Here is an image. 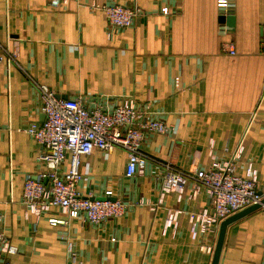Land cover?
<instances>
[{
  "label": "crops",
  "instance_id": "1",
  "mask_svg": "<svg viewBox=\"0 0 264 264\" xmlns=\"http://www.w3.org/2000/svg\"><path fill=\"white\" fill-rule=\"evenodd\" d=\"M91 3L0 0V44L15 56L13 65L0 63V218L17 249L0 252V264H72L69 241L83 264H212L217 237L196 222L211 214L210 199L190 183L162 194L160 165L197 171L231 162L240 177L251 167L264 198V0H229L228 13L217 0H97L138 9L124 29ZM32 81L87 109L129 101L140 123L170 128L145 135L141 150L152 162L131 178L122 150L80 157V197L111 192L142 205L96 226L56 207L35 215L21 203L26 176L46 171L43 149L24 132L44 121ZM69 162L67 154L60 173ZM218 264H264L262 209L227 227Z\"/></svg>",
  "mask_w": 264,
  "mask_h": 264
},
{
  "label": "built area",
  "instance_id": "2",
  "mask_svg": "<svg viewBox=\"0 0 264 264\" xmlns=\"http://www.w3.org/2000/svg\"><path fill=\"white\" fill-rule=\"evenodd\" d=\"M68 0H49L52 7H58ZM90 10L104 13L110 26L129 28L139 16L137 8H128L118 4H98L91 0ZM218 6L225 12L230 9L229 0H217ZM166 13V10H163ZM264 43V37H263ZM234 55L232 46L225 48ZM15 56L7 46L0 44V63L15 64ZM39 99L44 121L40 125L30 124L24 132L31 136L43 149L38 161L43 163L46 171L34 177L26 176L23 184L21 203L35 215L59 208L70 218L83 216L93 225L123 216L129 207L142 205L140 200L126 203L111 199V192H105L104 198H83L77 193L81 180L79 173L80 157L89 156L94 151L112 152L122 150L127 154L128 162L125 176L131 178L142 174L152 162L145 155L141 146L146 134H166L170 128L158 120L140 123L141 115L135 106L125 101L110 112L87 109L79 100H62L56 97L53 90L33 82ZM69 155V168L60 173L59 168ZM163 176L160 181V192L180 193L186 183L192 184L195 192L204 190L211 202V214L203 213L196 218L201 231L217 237L219 226L228 217L251 206L260 205L264 211L262 197L257 192V173L251 167L246 176L234 173L233 163L218 164L213 162L208 169L184 171L161 164ZM49 225L56 227L66 222L50 219ZM0 252L13 255L17 252L6 239L0 218ZM68 257L72 264H83L76 259L72 243L67 242Z\"/></svg>",
  "mask_w": 264,
  "mask_h": 264
},
{
  "label": "water",
  "instance_id": "3",
  "mask_svg": "<svg viewBox=\"0 0 264 264\" xmlns=\"http://www.w3.org/2000/svg\"><path fill=\"white\" fill-rule=\"evenodd\" d=\"M221 20H223V21L227 20L230 23V21L232 22V17H230V16L224 17L223 16V17H221ZM262 204H264V198L262 199ZM258 209H260V205L251 206L249 208H246V209L228 217L227 219H225L224 221H222L220 223L212 264H218V259H219L220 252L222 249V245H223V241H224V235H225L227 227L230 224H232L233 222L237 221L238 219H240V218L246 216L247 214H249L255 210H258Z\"/></svg>",
  "mask_w": 264,
  "mask_h": 264
}]
</instances>
